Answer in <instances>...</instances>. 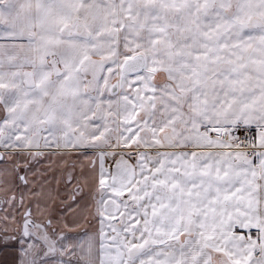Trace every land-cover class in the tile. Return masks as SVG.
Segmentation results:
<instances>
[{
  "label": "snow or ice",
  "instance_id": "snow-or-ice-1",
  "mask_svg": "<svg viewBox=\"0 0 264 264\" xmlns=\"http://www.w3.org/2000/svg\"><path fill=\"white\" fill-rule=\"evenodd\" d=\"M0 264H264V0H0Z\"/></svg>",
  "mask_w": 264,
  "mask_h": 264
}]
</instances>
